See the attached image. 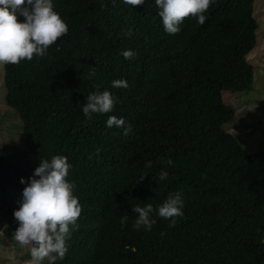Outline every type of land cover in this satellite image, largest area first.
I'll use <instances>...</instances> for the list:
<instances>
[{"label":"trees","instance_id":"16d2710c","mask_svg":"<svg viewBox=\"0 0 264 264\" xmlns=\"http://www.w3.org/2000/svg\"><path fill=\"white\" fill-rule=\"evenodd\" d=\"M254 2L212 0L203 24L185 17L167 34L154 0H53L66 34L45 55L4 64L5 103L24 144L0 148V234L14 231L39 160L63 155L81 211L53 264H264V150L247 152L225 129L236 109L223 99L253 88ZM117 79L127 87H111ZM103 90L113 110L86 118V96ZM109 115L128 134L106 127ZM175 192L184 203L171 222L155 209ZM145 203L147 231L132 226L131 207Z\"/></svg>","mask_w":264,"mask_h":264},{"label":"clouds","instance_id":"9594fccd","mask_svg":"<svg viewBox=\"0 0 264 264\" xmlns=\"http://www.w3.org/2000/svg\"><path fill=\"white\" fill-rule=\"evenodd\" d=\"M116 0H113L115 3ZM144 0H120L125 6L143 4ZM212 0H154L158 9L163 31L175 34L185 17H194L198 24H203L204 13ZM18 16L22 20L18 21ZM67 32V25L58 12L54 11L53 0H0V64H16L21 60H31L33 56L46 54L49 45ZM124 59L134 56L132 50H124ZM111 87L126 88L123 79L112 80ZM115 97L108 90L91 92L82 104V114L87 118L91 114L110 113ZM125 125L123 118L109 115L106 127L120 128ZM130 126H124L123 134H128ZM172 164L171 160L167 161ZM151 162H146L150 166ZM71 165L63 155H54L50 159H40L32 176L22 189L18 207L12 217L16 227L11 238L20 246L30 245L31 264H42L47 258L49 264L63 257L67 251L65 241L70 236L69 226H74L81 208L73 195V185L66 177ZM167 171L161 170L157 180H165ZM144 178V177H143ZM141 178V180L143 179ZM24 184L23 178L19 181ZM183 199L179 192L170 193L156 207L155 214L164 219L182 215ZM135 213L133 228L150 230L154 220L151 218L153 206L145 203L143 207H131ZM127 217L121 218V223Z\"/></svg>","mask_w":264,"mask_h":264},{"label":"rangeland","instance_id":"374dc122","mask_svg":"<svg viewBox=\"0 0 264 264\" xmlns=\"http://www.w3.org/2000/svg\"><path fill=\"white\" fill-rule=\"evenodd\" d=\"M254 16L259 23L258 40L247 56L254 67L253 88L247 94L223 95L225 103L236 109L234 121L226 124L225 129L247 152L264 150V0H255ZM5 95L4 64H0V148L24 144L23 124L18 113L6 105ZM10 232L5 227L0 234V264H31L30 245L20 246Z\"/></svg>","mask_w":264,"mask_h":264}]
</instances>
